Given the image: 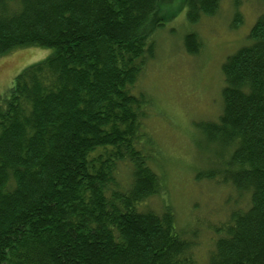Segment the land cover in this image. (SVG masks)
I'll use <instances>...</instances> for the list:
<instances>
[{"label": "trees", "instance_id": "trees-1", "mask_svg": "<svg viewBox=\"0 0 264 264\" xmlns=\"http://www.w3.org/2000/svg\"><path fill=\"white\" fill-rule=\"evenodd\" d=\"M160 1L0 0V57L54 49L0 103V264H194L173 209L146 206L165 187L149 164L150 100L134 88L156 55ZM221 1L179 0L168 20L186 6L196 25ZM247 40L222 65L223 110L203 123L220 164L202 177L251 206L219 227L206 264H264V14ZM183 44L203 48L195 32Z\"/></svg>", "mask_w": 264, "mask_h": 264}, {"label": "rangeland", "instance_id": "rangeland-1", "mask_svg": "<svg viewBox=\"0 0 264 264\" xmlns=\"http://www.w3.org/2000/svg\"><path fill=\"white\" fill-rule=\"evenodd\" d=\"M160 5L157 22L164 25L152 34L156 55L134 88L135 94L142 93L150 100L144 129L156 150L149 164L165 187L146 206L157 212L170 206L178 229L193 244L190 254L194 264H206L221 236L219 227L229 222L233 212L249 208L251 198L249 192L202 177L220 164L219 148L208 139L203 123L219 118L223 110L222 65L248 43L253 25L264 14V1L222 0L215 16L203 17L196 25L188 21L186 6L168 20L169 12L179 8V0H161ZM236 23L240 25L235 27ZM191 32L203 45L194 56L183 44ZM53 54L54 49L31 46L0 57V103L18 74ZM128 170L121 171L123 184L130 181Z\"/></svg>", "mask_w": 264, "mask_h": 264}]
</instances>
